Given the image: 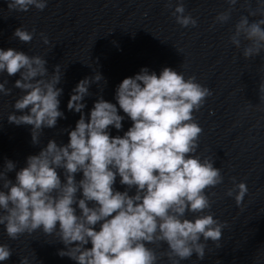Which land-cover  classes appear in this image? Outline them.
<instances>
[{
	"label": "clouds",
	"instance_id": "9594fccd",
	"mask_svg": "<svg viewBox=\"0 0 264 264\" xmlns=\"http://www.w3.org/2000/svg\"><path fill=\"white\" fill-rule=\"evenodd\" d=\"M226 2L229 7L217 14L214 23L231 19L238 0ZM6 3L9 12H28L33 7L43 11L48 0ZM166 6H171V0ZM242 6L247 14L240 15L229 41L237 49L243 45V57L251 59L264 52V0H255V7L251 0H244ZM172 15L182 27L197 25L195 18L185 15L183 2L176 4ZM34 34L35 29L30 32L21 26L13 37L27 44ZM40 35L44 44H49L47 36ZM46 64L39 55L0 49V73L9 77L19 74L14 87L22 93L8 122L31 126L33 145L40 143L43 129L54 128L58 119L66 118L60 110L63 89L57 87L64 73L55 65L49 74ZM101 80L107 84L97 72L72 89L67 109L80 113V118L74 129L65 130L68 143L50 139L37 154L29 155L18 171L15 162L5 161L0 170V225L10 240L37 230L55 234L65 246L58 255L75 264H181L193 254L203 260L207 242L219 247L227 226L205 211L213 203L207 190L223 183L221 170L214 160L197 154L203 129L194 113L212 92L194 75L186 78L171 67L157 74L144 67L117 86L116 103L101 95L85 115L83 101L91 95V84ZM7 83H0L4 96L12 93ZM259 91L264 93V81ZM120 110L125 115L119 114ZM125 116L131 126L122 136H112L110 128L121 130ZM13 171L14 181L8 177ZM117 177L126 186L124 191L116 189ZM232 180L233 187L226 195L235 194L239 206L248 188L235 177ZM188 212L194 219L186 218ZM161 244L167 247L159 254L149 247ZM12 255L8 244H0V261ZM20 264H29L28 257H22Z\"/></svg>",
	"mask_w": 264,
	"mask_h": 264
}]
</instances>
